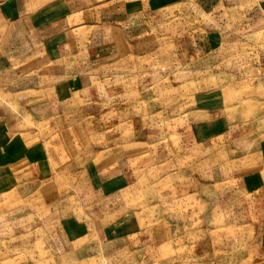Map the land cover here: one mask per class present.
Instances as JSON below:
<instances>
[{"label":"rangeland","instance_id":"rangeland-1","mask_svg":"<svg viewBox=\"0 0 264 264\" xmlns=\"http://www.w3.org/2000/svg\"><path fill=\"white\" fill-rule=\"evenodd\" d=\"M133 2L148 33L56 116L14 85L52 176L0 189V264H264V0Z\"/></svg>","mask_w":264,"mask_h":264},{"label":"crops","instance_id":"crops-1","mask_svg":"<svg viewBox=\"0 0 264 264\" xmlns=\"http://www.w3.org/2000/svg\"><path fill=\"white\" fill-rule=\"evenodd\" d=\"M26 4V0H0L2 194L19 190L29 195L35 191L36 183L52 176L46 169L45 142L35 135L23 112L14 106L18 90L14 85L20 88L25 85L28 90L44 95L48 113L56 116L58 104L71 99L75 87L95 81L91 70L123 55L125 43L126 47H137L141 37L148 33L145 24L150 23L139 18L141 11L149 17L148 6L144 4L140 9L133 0L67 1L64 9H51L40 17L34 10L28 11ZM26 79L30 81L25 82ZM106 168L102 166L98 173L93 169L91 180L95 187H108L109 182L103 183V178L107 179L102 173ZM111 180L117 183V175Z\"/></svg>","mask_w":264,"mask_h":264},{"label":"built area","instance_id":"built-area-1","mask_svg":"<svg viewBox=\"0 0 264 264\" xmlns=\"http://www.w3.org/2000/svg\"><path fill=\"white\" fill-rule=\"evenodd\" d=\"M261 72H262V76H263V78H264V60H263V62H262Z\"/></svg>","mask_w":264,"mask_h":264}]
</instances>
